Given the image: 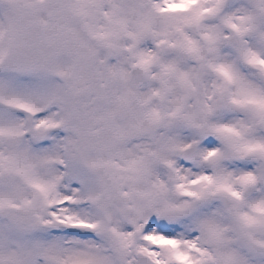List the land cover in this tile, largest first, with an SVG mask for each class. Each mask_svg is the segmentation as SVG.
I'll use <instances>...</instances> for the list:
<instances>
[{
    "label": "snow or ice",
    "instance_id": "6c2138e0",
    "mask_svg": "<svg viewBox=\"0 0 264 264\" xmlns=\"http://www.w3.org/2000/svg\"><path fill=\"white\" fill-rule=\"evenodd\" d=\"M0 264H264V0H0Z\"/></svg>",
    "mask_w": 264,
    "mask_h": 264
}]
</instances>
